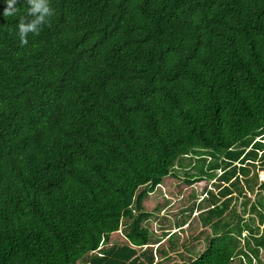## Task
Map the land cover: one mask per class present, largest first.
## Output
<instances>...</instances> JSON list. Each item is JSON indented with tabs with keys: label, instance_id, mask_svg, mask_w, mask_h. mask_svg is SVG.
Listing matches in <instances>:
<instances>
[{
	"label": "trees",
	"instance_id": "trees-1",
	"mask_svg": "<svg viewBox=\"0 0 264 264\" xmlns=\"http://www.w3.org/2000/svg\"><path fill=\"white\" fill-rule=\"evenodd\" d=\"M49 3L21 46L0 0V264H163L143 203L187 156L182 264H264V0Z\"/></svg>",
	"mask_w": 264,
	"mask_h": 264
},
{
	"label": "rangeland",
	"instance_id": "rangeland-1",
	"mask_svg": "<svg viewBox=\"0 0 264 264\" xmlns=\"http://www.w3.org/2000/svg\"><path fill=\"white\" fill-rule=\"evenodd\" d=\"M196 158L185 157L175 167L178 177H166L156 190L143 203V209L149 218L143 222L149 230L154 249H164L163 264H182L194 257L205 245L204 237L209 230L198 221L200 202L204 188L210 189L211 183L206 180L187 185L183 182L185 173L195 174ZM238 204V203H237ZM241 207L237 205V210ZM248 214H246L247 216ZM124 229L113 234L114 242L122 240ZM159 260V256L156 257Z\"/></svg>",
	"mask_w": 264,
	"mask_h": 264
},
{
	"label": "clouds",
	"instance_id": "clouds-1",
	"mask_svg": "<svg viewBox=\"0 0 264 264\" xmlns=\"http://www.w3.org/2000/svg\"><path fill=\"white\" fill-rule=\"evenodd\" d=\"M25 3L27 5V17H21L16 26L21 46L28 44L30 34L39 35L46 24L50 27V18L54 15L49 0H25ZM6 4L4 16H12L17 13V0H6Z\"/></svg>",
	"mask_w": 264,
	"mask_h": 264
}]
</instances>
